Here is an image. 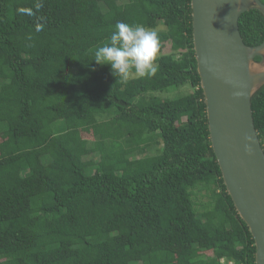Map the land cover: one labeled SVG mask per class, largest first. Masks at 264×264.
I'll return each instance as SVG.
<instances>
[{
  "label": "trees",
  "instance_id": "16d2710c",
  "mask_svg": "<svg viewBox=\"0 0 264 264\" xmlns=\"http://www.w3.org/2000/svg\"><path fill=\"white\" fill-rule=\"evenodd\" d=\"M118 22L157 30L154 77L93 62ZM239 26L264 41L259 11ZM252 109L264 149V87ZM254 244L212 147L191 0H0V264H256Z\"/></svg>",
  "mask_w": 264,
  "mask_h": 264
},
{
  "label": "water",
  "instance_id": "95a60500",
  "mask_svg": "<svg viewBox=\"0 0 264 264\" xmlns=\"http://www.w3.org/2000/svg\"><path fill=\"white\" fill-rule=\"evenodd\" d=\"M198 73L207 105L210 137L227 191L255 240L256 264H264V149L252 99L264 87V41L244 42L241 16L262 0H191ZM260 58V60H257Z\"/></svg>",
  "mask_w": 264,
  "mask_h": 264
},
{
  "label": "clouds",
  "instance_id": "9594fccd",
  "mask_svg": "<svg viewBox=\"0 0 264 264\" xmlns=\"http://www.w3.org/2000/svg\"><path fill=\"white\" fill-rule=\"evenodd\" d=\"M159 51L157 30L118 22L109 41L95 50L93 62L110 66L112 75L126 83L132 77H154L158 72ZM252 70L264 72V67L252 65Z\"/></svg>",
  "mask_w": 264,
  "mask_h": 264
},
{
  "label": "rangeland",
  "instance_id": "374dc122",
  "mask_svg": "<svg viewBox=\"0 0 264 264\" xmlns=\"http://www.w3.org/2000/svg\"><path fill=\"white\" fill-rule=\"evenodd\" d=\"M170 50H169V47L165 50V52L167 53V52H169ZM92 137V134H91V131H88L87 133H84V138H91ZM100 158L98 157V159L97 160H99Z\"/></svg>",
  "mask_w": 264,
  "mask_h": 264
}]
</instances>
